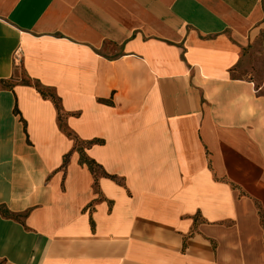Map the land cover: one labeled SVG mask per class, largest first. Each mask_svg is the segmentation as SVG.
<instances>
[{
	"label": "crops",
	"instance_id": "obj_1",
	"mask_svg": "<svg viewBox=\"0 0 264 264\" xmlns=\"http://www.w3.org/2000/svg\"><path fill=\"white\" fill-rule=\"evenodd\" d=\"M255 52L264 0H0V264H264Z\"/></svg>",
	"mask_w": 264,
	"mask_h": 264
},
{
	"label": "trees",
	"instance_id": "obj_2",
	"mask_svg": "<svg viewBox=\"0 0 264 264\" xmlns=\"http://www.w3.org/2000/svg\"><path fill=\"white\" fill-rule=\"evenodd\" d=\"M38 91L40 92V94H41L43 97H45V98L48 97V98L52 101V103L54 104V106H55V108H56V110H57V113L59 114V112H60V108H59V105H58V100L55 99L53 96H48V95H46V94H45L42 90H40L39 88H38ZM68 135H69V134H68ZM81 161H82L83 163H85V164L88 166L89 170H90L92 173H94V167H95L94 163H92L91 161H87V160L84 159V158H82ZM111 179L114 180L113 177H111ZM258 213H259V215H260V219H262V214L260 213V211H258ZM0 214H1L2 216L6 217V218H14V219L17 218V216H13V215L9 214L8 211H7L4 207H0Z\"/></svg>",
	"mask_w": 264,
	"mask_h": 264
},
{
	"label": "rangeland",
	"instance_id": "obj_3",
	"mask_svg": "<svg viewBox=\"0 0 264 264\" xmlns=\"http://www.w3.org/2000/svg\"><path fill=\"white\" fill-rule=\"evenodd\" d=\"M255 53H257V55H255V57H254V60H253L254 64L258 65L259 69H263L264 70V58L260 54H258V52H255ZM252 69L254 71H256V69H258V68L255 66ZM259 75L263 76L264 73H261Z\"/></svg>",
	"mask_w": 264,
	"mask_h": 264
}]
</instances>
